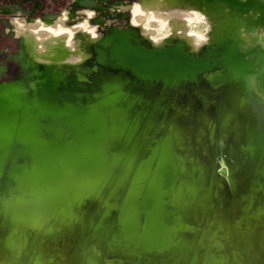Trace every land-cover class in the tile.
Masks as SVG:
<instances>
[{
	"label": "water",
	"instance_id": "obj_1",
	"mask_svg": "<svg viewBox=\"0 0 264 264\" xmlns=\"http://www.w3.org/2000/svg\"><path fill=\"white\" fill-rule=\"evenodd\" d=\"M135 5L197 12L203 41L177 15L153 40ZM38 25L0 78V264H264V0H70V36Z\"/></svg>",
	"mask_w": 264,
	"mask_h": 264
},
{
	"label": "flooded vegetation",
	"instance_id": "obj_2",
	"mask_svg": "<svg viewBox=\"0 0 264 264\" xmlns=\"http://www.w3.org/2000/svg\"><path fill=\"white\" fill-rule=\"evenodd\" d=\"M70 0H0V78L15 76L18 40L15 32L43 22L50 27L54 16L69 9Z\"/></svg>",
	"mask_w": 264,
	"mask_h": 264
},
{
	"label": "bare ground",
	"instance_id": "obj_3",
	"mask_svg": "<svg viewBox=\"0 0 264 264\" xmlns=\"http://www.w3.org/2000/svg\"><path fill=\"white\" fill-rule=\"evenodd\" d=\"M134 12H132V18L131 23L133 25H140L146 32L149 33V36L155 40L158 41L162 37H159L158 32H160L162 29L166 28L168 29V21L172 15H177V17L184 19L187 27H188V34L193 37V41L196 44H199L204 39V33H197L191 30L193 21H203L204 18L199 15L195 11H180V10H174L171 12H153V11H143L138 6H134ZM136 11V12H135ZM33 29L36 32V35L38 38L43 39L45 37H49L52 35H59L60 33H69V36L71 34V30H65L61 25H55V27H45L43 25H38V27H33ZM54 30H57V33H55ZM74 29H82L85 31L90 32L93 34V30L90 29L89 25H87L86 22L79 25L77 28ZM153 29V30H152ZM69 42V41H68Z\"/></svg>",
	"mask_w": 264,
	"mask_h": 264
},
{
	"label": "rangeland",
	"instance_id": "obj_4",
	"mask_svg": "<svg viewBox=\"0 0 264 264\" xmlns=\"http://www.w3.org/2000/svg\"><path fill=\"white\" fill-rule=\"evenodd\" d=\"M132 12H134V9L131 10V18H132ZM136 12V11H135ZM200 15V14H199ZM153 30V29H152ZM192 31L194 32H197V33H205L206 31V24H205V21H193L192 23V28H191ZM53 31L55 33H57V30H54ZM159 37H164L166 35H168V29L167 27L162 29L160 32H158ZM204 35V34H203Z\"/></svg>",
	"mask_w": 264,
	"mask_h": 264
}]
</instances>
